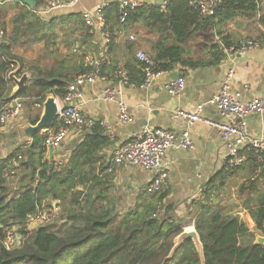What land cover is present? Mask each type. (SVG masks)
<instances>
[{
  "label": "crops",
  "instance_id": "1",
  "mask_svg": "<svg viewBox=\"0 0 264 264\" xmlns=\"http://www.w3.org/2000/svg\"><path fill=\"white\" fill-rule=\"evenodd\" d=\"M32 1L36 3L34 8L26 4L25 0H0V29L5 30L7 36L12 32L14 18L24 10H29L32 16L47 22L60 19V22L55 20L48 32V35H51L45 40L48 43L35 42L29 37L24 38L15 47L14 53L23 63V71L19 72L18 78L28 74L26 84L28 86L33 79L50 81L51 74L65 78L74 77L68 84L69 88L80 74L81 66L92 69L93 71L88 74L96 76L93 83L80 87L81 97L76 99L75 103L80 110L106 125L103 129L109 138V144L100 152V165L104 164L105 169L101 172L99 171L101 168H97L96 165L86 166L82 171L84 180H108L111 186L109 193L116 208L122 212L134 208L147 199L145 189L153 180L154 173L128 164L116 167L113 164L116 150L132 141L135 134L148 127L173 130L178 134L187 128L194 141V148L189 150L174 148L169 152L168 183L161 193L154 195V201L162 204L164 209L169 210L170 216L181 220V225L188 226L189 229L194 228L193 225H189L198 213V205L204 204L222 208L226 216L240 218L248 226V232L254 235L250 238L255 243L258 238H264V234L257 228L250 215V211L258 207L259 197L264 196V167L255 170L251 164L249 150L245 148L241 155L246 161L240 167L230 168L227 164L226 143L221 140L216 128L205 122H197L188 127L185 122L174 119L177 110L196 112L199 106H203L201 112L203 118L220 121L222 118L209 102L219 94L231 72L233 77L229 90L232 96L242 102L264 99V48L249 49L242 55L227 54L214 66L197 69L178 66L172 72L164 73L154 80L149 87H143L137 83L138 81H133L137 80L139 75L130 70L137 64L136 52L142 50L152 54L155 44L166 40L167 34L161 33L158 28H149L142 20L133 23L111 21L114 38L112 41L110 39L111 43L107 46L106 34L102 27L87 26L88 30L74 31L75 24L61 23L62 17L82 16L86 12L95 13L106 4L121 7L125 0H82L73 7L54 10L48 9L51 0ZM133 1L163 10L172 0ZM218 31L221 35L217 41L226 37L235 44L249 40L264 42V0L256 13H251L247 9L241 10L230 22L219 27ZM131 37L135 40H131ZM199 43L192 41L189 44L188 48L193 55L198 50V56H201ZM30 47H36V50ZM33 51L34 56L31 54ZM88 59H95L103 66L97 68L90 66ZM99 68L104 69L102 74ZM176 72L186 79V89L180 96L173 97L168 94L165 86L174 80L172 74ZM130 74L133 80L129 79ZM13 86L14 91L16 88L14 83ZM107 89H112L124 101L130 118L128 123L120 121L119 103L105 98ZM49 97L56 98L59 109L64 108L63 98L53 95ZM36 99L29 96L12 102H21L24 108L20 116L0 127V140L4 139L1 143H5L4 150L7 151L0 154L2 158L32 143L33 138H27L26 130L34 126V121L38 116L40 119L44 112L43 107L36 106ZM248 125L252 136L264 138V115L251 116ZM54 127L40 133L54 132L56 131ZM58 127H66L69 134L60 149L53 150V153L48 149L45 160L56 164L60 161L66 163L74 147L90 132L88 130L83 133L63 122ZM112 165L113 171L110 172L109 168ZM20 178L21 176L14 177L15 181L12 184H15L14 186L19 184L17 180ZM251 182H255L256 190L249 189L243 193L242 187ZM84 189V186L77 187L79 191Z\"/></svg>",
  "mask_w": 264,
  "mask_h": 264
},
{
  "label": "trees",
  "instance_id": "2",
  "mask_svg": "<svg viewBox=\"0 0 264 264\" xmlns=\"http://www.w3.org/2000/svg\"><path fill=\"white\" fill-rule=\"evenodd\" d=\"M192 1L172 0L163 10L142 5L130 13L126 23L142 20L149 28H158L168 36L153 48L154 72L170 73L178 66L197 69L219 64L227 51L237 49L240 43L235 44L226 37L217 41L221 35L218 28L241 10L256 13L262 3L221 0L213 15H205L191 5ZM120 19V6L111 4L105 9L103 32L111 41L114 27L110 23H120ZM55 20L60 22V19ZM55 20L47 22L24 10L14 18L9 36L4 30L0 44V118L2 110L18 98L35 97V103L43 105L49 95L63 98L68 93V84L74 77L51 74L50 81L33 79L12 97L14 86L9 75L18 66L23 69L20 57L14 53L15 47L24 38L31 37L35 42L48 39ZM61 21L75 24L74 31L89 29L80 15L62 17ZM192 41L200 42L201 56L196 57L188 48ZM103 68H99L100 74ZM79 69L77 77L93 71L83 66ZM130 70L139 78L133 80L130 74L129 79L142 85L145 80L142 64L137 61ZM38 121L39 116L34 125ZM60 123L56 122V130ZM48 133H35L26 148L16 149L5 158L0 155V264H264V244H256L250 238L254 235L248 232V226L238 217L224 215L222 208L204 204L198 205L192 222L202 243L203 256L193 240L184 241L174 251L175 239L184 227L162 204L151 198L122 212L110 196L108 180H84L82 171L86 166L96 165L101 172L105 169L104 164L100 165V152L109 144V138L100 124L90 129L61 166L45 160ZM249 155L255 170L264 167V162L260 163L252 151ZM16 176L21 178L12 188L8 180ZM79 186L85 189L79 191ZM249 189L256 190L255 182L243 186L241 191ZM56 202L60 216L56 217L59 218L58 228L45 224L33 232L28 231V217L54 209ZM257 204L250 215L264 234V196L259 197ZM158 206L162 207V212L154 218ZM9 228H18L26 237L21 246L13 250L3 245Z\"/></svg>",
  "mask_w": 264,
  "mask_h": 264
},
{
  "label": "built area",
  "instance_id": "3",
  "mask_svg": "<svg viewBox=\"0 0 264 264\" xmlns=\"http://www.w3.org/2000/svg\"><path fill=\"white\" fill-rule=\"evenodd\" d=\"M82 0H51L49 10L59 9L63 7H73ZM262 2L263 0H257ZM221 0H194L191 5L205 15H213L216 6ZM109 4L98 8L95 13L86 12L82 15L86 26L94 28L95 26L104 27L105 25V9ZM142 5L133 0L123 1L121 10V23H126L130 13L135 11ZM41 14V13H40ZM5 31L0 29V44L4 40ZM131 40H135L131 37ZM110 36L106 34V44L110 45ZM263 47L264 42L258 41H244L237 49H230L226 54L228 55H242L249 49ZM109 51V47H107ZM137 60L142 64V69L145 74L143 87H149L154 80L162 76V72H154L155 61L151 53L139 50L136 52ZM90 66L95 68L100 66V63L95 59H88ZM233 73L231 72L226 82L223 84L219 94L215 96L209 104L214 106L218 115L222 118L220 121H212L201 116L203 106H199L196 112L185 110H177L174 113V119L185 122L188 127L197 123L205 122L213 126L218 131L219 137L226 143L227 146V164L230 168L240 167L246 158L241 155L243 149L252 151L260 163L264 162V138L254 137L249 131L248 119L251 116L264 115V99H252L249 101H240L230 94L229 85L232 80ZM96 79L95 75L84 74L79 75L73 84L69 87L68 93L63 97L64 108L60 109L57 122H63L67 126H74L81 132L90 130L92 127L100 124L102 127L106 125L99 123L94 117L88 115L78 108L76 99L81 97L80 87L87 83H93ZM166 91L173 97L180 96L186 89V79L179 77L176 80L169 81L165 86ZM105 98L110 101L119 103L120 121L128 123L130 118L126 111V105L121 97H118L112 89L105 90ZM119 95V94H118ZM120 96V95H119ZM38 107H43L36 104ZM24 108L23 103L15 101L7 105L2 110L0 118L1 127L8 123L11 119L20 116ZM48 132V131H46ZM69 130L66 127H59L54 132H49L45 140V146L48 149L58 150L66 141ZM189 150L194 148V141L191 137L189 129H185L181 134L173 130L145 128L143 131L135 134L132 141L119 147L115 154L113 164L116 167L128 164L137 166L144 171L153 172L154 178L146 187L145 192L149 195L161 193L166 187L169 179L170 162L167 159L169 152L172 149ZM63 161L58 162V166L63 165ZM112 165L109 171H113ZM162 212V207L158 206L156 212L153 214L157 218ZM57 208L49 211L40 212L36 216H29L27 222V230L31 228L34 221L50 222L58 215ZM40 227V226H38ZM37 229V228H36ZM18 228H9L7 231V239L3 245L8 250L20 247L25 236L19 233Z\"/></svg>",
  "mask_w": 264,
  "mask_h": 264
},
{
  "label": "water",
  "instance_id": "4",
  "mask_svg": "<svg viewBox=\"0 0 264 264\" xmlns=\"http://www.w3.org/2000/svg\"><path fill=\"white\" fill-rule=\"evenodd\" d=\"M25 3L28 4L31 8L35 7V2L32 0H25ZM20 67H18L16 70L10 73L9 79L15 84L16 88L12 93V97L16 96L18 93H20L22 90L25 89L27 81H28V74H23L21 78H18L19 72H20ZM180 77L179 73H173L172 78L174 80L178 79ZM55 97V96H53ZM43 115L39 119L38 123L34 126H30L26 130V135L27 138L32 139L33 135L35 133H38L42 130H47L49 128H52L55 126L57 120H58V115H59V107L56 102V98H47L46 102L43 104ZM51 153H53V149L50 150ZM57 203V202H56ZM56 208V204H55ZM186 240H193V242L196 244L200 254L203 256V247L202 243L200 241V237L198 232L196 231L195 227L192 229H187L184 231L175 239V249H177L179 246H181L184 241ZM256 244H264V238H258Z\"/></svg>",
  "mask_w": 264,
  "mask_h": 264
},
{
  "label": "rangeland",
  "instance_id": "5",
  "mask_svg": "<svg viewBox=\"0 0 264 264\" xmlns=\"http://www.w3.org/2000/svg\"><path fill=\"white\" fill-rule=\"evenodd\" d=\"M31 49H34V50H36V47H30ZM25 52H27V51H25ZM36 52H39V51H36ZM31 54L34 56V54H35V52L33 51V52H31ZM195 56H198V53H197V51H196V53H195ZM18 67H20V66H18ZM18 67H16L15 69H17ZM20 72L21 71H23V69H22V67H20ZM0 137H1V135H0ZM3 140L4 139H2V140H0V143L1 142H3ZM4 146H5V143H1V148H2V150H1V152H0V154H4L5 152H7L6 150H4ZM14 182V180H8V183H9V185L13 188V186L15 185V184H12ZM145 194L147 195V196H145L147 199H151V198H154L153 197V195H149V194H147L146 192H145ZM114 202V201H113ZM56 205L58 204V203H55ZM55 204H54V206H55ZM52 210V209H51ZM57 211H58V217L60 218V216H59V210L57 209ZM59 218H56V219H53V220H50L51 222H38V221H34L32 224H30L32 227L31 228H29V230H32L31 232H33V231H35L36 230V228H38V226H42V225H45V224H48L50 227H52V228H54V229H57L58 228V224H59ZM193 224L191 223V225H189V226H192ZM184 227V226H183ZM184 228H188V226L187 227H184Z\"/></svg>",
  "mask_w": 264,
  "mask_h": 264
}]
</instances>
